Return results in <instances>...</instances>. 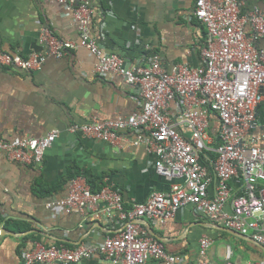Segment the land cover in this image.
Masks as SVG:
<instances>
[{"label":"crops","instance_id":"0c3cea01","mask_svg":"<svg viewBox=\"0 0 264 264\" xmlns=\"http://www.w3.org/2000/svg\"><path fill=\"white\" fill-rule=\"evenodd\" d=\"M242 1L240 14L264 11V0ZM86 4L93 14L90 36L104 53H117L126 63L141 66H148L157 56L166 69L173 64L191 68L202 64L206 30L194 15L195 0H86ZM42 28L59 41H78L77 24L64 6L46 0H0L3 49L26 59L33 54L43 58L38 69L0 66V140L38 138L52 131L58 134L36 165H23L0 153V264H23L24 251L38 244L67 250L98 245L122 228L115 212L96 213L104 207L100 201L83 212L48 208V203L68 194L72 183H86L84 172L100 189L109 186L119 192L128 209L145 202L153 191L167 192L172 183L154 169L155 154L145 144H135L136 132L119 131L118 140L111 142L87 136L78 128L94 119L106 121L139 112L143 103L139 88L114 74L96 76V57L86 49L69 50L61 58L48 55L40 41ZM244 31L252 35L249 23ZM166 112L174 119L177 101ZM209 117L208 134L216 144L219 122L214 114ZM256 117L258 126L243 141L261 146L264 99L256 107ZM200 152L211 194L216 186L213 146ZM73 173L77 176L70 178ZM230 187L234 195L243 192L242 179H231ZM225 211L230 213L229 203ZM137 222L147 235L162 242L168 253L188 264H264V249L248 236H234L220 221L195 213L192 206L178 210L164 225L149 218ZM203 236L211 244L201 255ZM38 264L116 263L96 251L78 262ZM145 264L163 262L148 258Z\"/></svg>","mask_w":264,"mask_h":264},{"label":"built area","instance_id":"2783aa9c","mask_svg":"<svg viewBox=\"0 0 264 264\" xmlns=\"http://www.w3.org/2000/svg\"><path fill=\"white\" fill-rule=\"evenodd\" d=\"M46 1L64 6L79 34L76 43L59 41L47 28H42L40 41L47 54L61 58L69 50L86 49L96 57L95 75L120 76L128 85L139 88L143 101L137 113L106 121L94 119L78 128L87 136L111 142L118 140L119 131L136 132L135 144L143 143L155 154L154 169L172 183L167 192L153 191L145 202L135 203L129 209L125 208L121 194L109 186L92 192L87 183H72L68 194L48 203V208L83 212L100 201L104 207L96 213L115 212L122 228L94 246L83 244L67 250L38 244L35 249L24 251L23 264L78 262L96 251L116 264H145L148 258L163 264H188L168 253L162 242L147 235L137 222L149 218L164 225L186 206L264 245V144L247 145L243 141L258 126L256 107L264 99V11L240 14L242 0H195L194 15L206 30L202 64L195 68L173 64L166 69L157 56L148 66H141L126 63L118 54L104 53L90 36L93 14L85 0ZM246 23L252 28L250 36L244 31ZM42 61L40 55L26 59L8 53L0 41V66L31 70L38 69ZM175 101L178 113L172 119L166 111ZM210 114L219 122L216 144L208 134ZM57 135L52 131L38 138L18 136L0 140V153L23 165H36ZM210 146L215 154L211 162L216 178L211 194L209 178L200 162L201 148ZM236 177L243 181V192L237 196L230 187L231 179ZM176 179L182 182H175ZM227 203L230 213L225 211ZM210 244L211 240L203 236L199 253L205 254Z\"/></svg>","mask_w":264,"mask_h":264},{"label":"trees","instance_id":"16d2710c","mask_svg":"<svg viewBox=\"0 0 264 264\" xmlns=\"http://www.w3.org/2000/svg\"><path fill=\"white\" fill-rule=\"evenodd\" d=\"M85 2H86V0H85ZM84 173H83L82 176L84 177L85 182L90 186L91 191L92 192L99 191L100 190V186H98V183L92 179V176L91 175L87 174L86 172H84ZM75 176H77V173H73L70 176V178H74ZM240 194H242V191L235 193L236 196L237 195H240Z\"/></svg>","mask_w":264,"mask_h":264},{"label":"water","instance_id":"95a60500","mask_svg":"<svg viewBox=\"0 0 264 264\" xmlns=\"http://www.w3.org/2000/svg\"><path fill=\"white\" fill-rule=\"evenodd\" d=\"M228 232H230L231 234H233L234 236H239L240 238H245V235L243 234H240L238 232H235L233 230H230V229H226ZM1 233V232H0ZM249 238V237H248ZM249 240H252V242H254L258 247L264 249V245L263 244H260V243H257L256 241H254L253 239L249 238Z\"/></svg>","mask_w":264,"mask_h":264},{"label":"clouds","instance_id":"9594fccd","mask_svg":"<svg viewBox=\"0 0 264 264\" xmlns=\"http://www.w3.org/2000/svg\"><path fill=\"white\" fill-rule=\"evenodd\" d=\"M115 54H117V53H115ZM120 56V55H119ZM122 57V56H121ZM97 76V75H96Z\"/></svg>","mask_w":264,"mask_h":264}]
</instances>
